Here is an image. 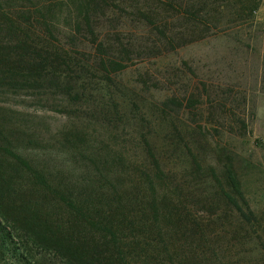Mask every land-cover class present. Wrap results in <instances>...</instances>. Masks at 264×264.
Wrapping results in <instances>:
<instances>
[{
	"label": "trees",
	"instance_id": "16d2710c",
	"mask_svg": "<svg viewBox=\"0 0 264 264\" xmlns=\"http://www.w3.org/2000/svg\"><path fill=\"white\" fill-rule=\"evenodd\" d=\"M121 4L123 0H0V91L62 90L72 103L89 111L99 108L109 125L119 123L113 113L130 104H120L108 85L113 71L125 69L124 58L103 54L96 25ZM209 7L206 2L190 6L187 23L204 32ZM149 22L165 36L156 22ZM62 23L70 25L69 32L60 30ZM85 37L98 53L97 62L76 52ZM92 65L104 78L99 89L103 100H110L95 106L94 94L84 86ZM169 103L180 105L171 99L162 106ZM14 115L0 107V264H264V230L256 227L258 220L232 167L224 171L225 182L217 180L215 198L195 200L209 210L208 216H199L180 185L168 184L149 134L141 136L149 165L142 161L130 167L119 146L100 145L86 128L74 126L63 133L58 143L65 152L60 153L25 126H15ZM26 146L39 149L37 158L23 153ZM46 153L50 155L44 158ZM191 165V171L201 168ZM217 203L235 213L237 227L229 225L227 213H218Z\"/></svg>",
	"mask_w": 264,
	"mask_h": 264
},
{
	"label": "rangeland",
	"instance_id": "374dc122",
	"mask_svg": "<svg viewBox=\"0 0 264 264\" xmlns=\"http://www.w3.org/2000/svg\"><path fill=\"white\" fill-rule=\"evenodd\" d=\"M202 2L210 6L204 32L186 17L190 6ZM69 26L62 23L60 30L69 32ZM96 26L103 54L124 58L125 69L113 71L108 85L120 104H130L113 113L119 123L109 125L98 115L99 108L89 111L82 103H72L62 90H2L0 107L15 113V126H25L60 153L65 152L58 143L63 133L74 126L86 128L100 145L119 146L130 167L150 160L141 141L149 134L159 148L168 184L180 185L184 200L192 201V213L199 216H208L209 210L197 200L215 198L217 180L225 182L224 171L232 167L258 220L256 227L264 230V0H123ZM59 40L66 44L64 37ZM82 40L76 52L97 62L98 53L87 38ZM122 48L127 54L121 55ZM76 57L85 62L83 56ZM92 66L84 86L94 94L89 99L95 106L110 100H103L99 89L104 78ZM171 99L180 105L162 106ZM22 151L31 158L39 154L29 146ZM191 163L201 168L191 171ZM217 208L237 227L235 213L224 204L217 203Z\"/></svg>",
	"mask_w": 264,
	"mask_h": 264
}]
</instances>
